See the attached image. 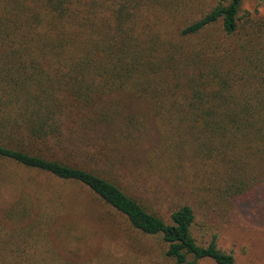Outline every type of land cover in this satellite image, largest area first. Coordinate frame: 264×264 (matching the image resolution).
Masks as SVG:
<instances>
[{"label":"trees","instance_id":"16d2710c","mask_svg":"<svg viewBox=\"0 0 264 264\" xmlns=\"http://www.w3.org/2000/svg\"><path fill=\"white\" fill-rule=\"evenodd\" d=\"M241 3L219 0L184 26L162 31L151 18L156 12L152 0H0V157L85 185L126 217L133 229L145 236L160 235L166 256L176 264H199L202 259L237 264L233 253L218 247L214 234L205 246L196 241L192 206H180L167 222L108 178L27 149L36 143L61 142L69 122L79 123L84 133L97 131L105 137L108 131L152 159L162 145L145 146L154 127L151 119L156 120L159 133L166 120L176 122L175 133L194 143L199 154L204 149L219 151L228 142L233 148L243 147V140L233 139L242 132L248 146L253 138L264 139V90L254 86L264 83V73L254 70L233 83L232 71L210 70L211 48L189 45L185 39L218 21L225 33H234ZM255 61L258 64L264 58ZM242 87L246 92L238 93ZM113 95L124 100L112 99ZM168 104L182 110L177 115L191 112L192 125L187 126L181 116L166 119ZM213 135L222 136L214 146ZM83 140L77 136L71 142ZM228 174L234 181L225 188L230 197L248 189L245 182L236 181L235 173ZM49 212L45 224L63 214L54 208ZM38 221L22 225L23 233H14L12 242L0 231V264L48 263L39 260L36 241L26 237L33 228H41ZM64 228L68 232L83 229L72 223Z\"/></svg>","mask_w":264,"mask_h":264},{"label":"rangeland","instance_id":"374dc122","mask_svg":"<svg viewBox=\"0 0 264 264\" xmlns=\"http://www.w3.org/2000/svg\"><path fill=\"white\" fill-rule=\"evenodd\" d=\"M218 2L152 0L156 12L153 11L151 18L157 29L174 30L202 16ZM185 39L189 45L211 48L207 55L210 70L215 68L225 74L232 71L236 75L231 79L233 83L239 82L240 76L247 78L246 73L254 70L264 73V61L258 64L255 61L264 58V0H242L234 33H225L222 22L218 21L200 35ZM254 86L264 90V83H254ZM246 90L239 88L238 93ZM110 97L124 100L123 96ZM181 111L168 104L164 116L166 119L184 117L185 124L191 126L192 113L176 114ZM151 122L154 127L145 146L157 149L162 145L153 159L139 148L121 143L108 131L105 137L97 131L84 133L77 127L79 123L73 122L65 126L61 142L36 143L27 151L108 178L167 222L174 210L190 205L195 213L192 235L200 245H207L214 234L218 247L233 253L237 264H264L263 137L253 138L252 146H248L245 132L238 133L233 139L243 140V147L233 148L228 142L219 151L204 149L199 154L193 142L191 145L175 133L176 122H163V133L156 129V120ZM250 127L255 134L256 128L252 124ZM193 132L198 135V130ZM77 136L84 138L83 142H71ZM210 138L214 146L216 140L221 142L222 136ZM239 143L237 140L236 146ZM229 171L248 188L237 197H230L225 191L229 183H234L232 176L226 177ZM53 208L62 210L64 215L52 216L50 224H45L49 220L45 213ZM10 210H16L17 215L29 211L10 217ZM35 221L41 228H33L32 235L26 237L36 241L39 260L47 259L49 264H176L166 256L160 235L145 236L133 229L126 217L104 204L85 185L0 157L2 236L11 237L12 242L14 233H23L22 225L35 224ZM71 223L83 229L66 231L64 225ZM199 264L217 263L202 259Z\"/></svg>","mask_w":264,"mask_h":264}]
</instances>
